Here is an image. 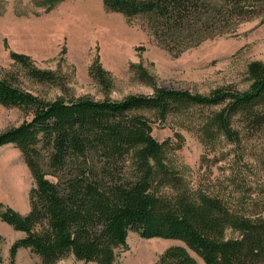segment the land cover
I'll list each match as a JSON object with an SVG mask.
<instances>
[{"label":"trees","instance_id":"obj_1","mask_svg":"<svg viewBox=\"0 0 264 264\" xmlns=\"http://www.w3.org/2000/svg\"><path fill=\"white\" fill-rule=\"evenodd\" d=\"M65 1L45 0L44 6L50 10ZM103 3L127 19H148L157 43L171 52L198 46L264 15V0ZM12 58L31 80L58 82L53 72L34 68L26 57ZM248 74L252 84L245 92L219 90L202 96L159 88L153 95L121 101L71 102H45L0 76V105L33 113L30 121L0 134V150L17 148L36 183L27 214L0 203V221L25 235L10 248L11 264L23 249L41 264H58L71 255L85 263L118 264L116 251L127 245L130 233L182 243L167 249L156 264H264V204L243 214L217 196L192 194L168 162V152L181 144L157 141L145 116L153 112L166 120L192 107L221 106L202 125L203 135L209 141L223 136L240 144L235 119L246 134L264 133V64L253 63ZM229 232L236 236L227 237Z\"/></svg>","mask_w":264,"mask_h":264},{"label":"rangeland","instance_id":"obj_2","mask_svg":"<svg viewBox=\"0 0 264 264\" xmlns=\"http://www.w3.org/2000/svg\"><path fill=\"white\" fill-rule=\"evenodd\" d=\"M44 2L0 0V76L45 102L121 101L132 95H153L159 88L202 96L219 90L245 92L252 84L249 67L264 64V15L241 22L232 32L198 46L171 52L157 43L148 19H127L112 13L103 0H67L50 10ZM13 54L26 57L36 69L53 72L58 82L51 85L31 80ZM221 109L192 107L166 120L153 112L145 116L157 141L181 144V148L168 152V162L183 176L192 194H211L237 212L252 214L264 204V133L246 134L235 119L234 128L242 132L240 144H232L223 136L207 140L201 127ZM32 118V112L0 105V134ZM12 167L27 174L24 195H5L0 182V203L25 215L30 210L35 179L22 153L12 145L5 146L0 150V177L2 171L10 177L7 168ZM43 169L49 173L47 166ZM47 178L56 181L51 175ZM15 233L12 227L3 228L0 221L1 264H11L10 248L21 239ZM179 245L182 243L178 241L145 240L130 233L127 245L116 251L117 263L156 264L167 249ZM16 264L41 261L23 249ZM58 264L95 263L78 261L71 255Z\"/></svg>","mask_w":264,"mask_h":264},{"label":"bare ground","instance_id":"obj_3","mask_svg":"<svg viewBox=\"0 0 264 264\" xmlns=\"http://www.w3.org/2000/svg\"><path fill=\"white\" fill-rule=\"evenodd\" d=\"M7 169L11 171L10 177L3 175V171L1 172L2 176L0 177L4 194L15 198L23 197L24 189L28 182L26 172L18 167Z\"/></svg>","mask_w":264,"mask_h":264},{"label":"crops","instance_id":"obj_4","mask_svg":"<svg viewBox=\"0 0 264 264\" xmlns=\"http://www.w3.org/2000/svg\"><path fill=\"white\" fill-rule=\"evenodd\" d=\"M3 228H10L7 224L3 223ZM16 232V231H15ZM19 238H23L25 235L21 232H16L15 233Z\"/></svg>","mask_w":264,"mask_h":264}]
</instances>
